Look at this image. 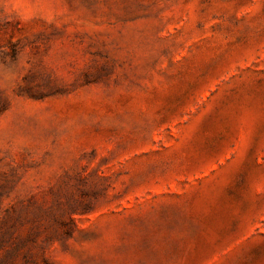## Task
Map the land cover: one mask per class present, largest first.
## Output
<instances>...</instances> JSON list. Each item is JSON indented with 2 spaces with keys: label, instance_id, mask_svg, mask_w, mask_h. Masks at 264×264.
<instances>
[{
  "label": "rangeland",
  "instance_id": "1",
  "mask_svg": "<svg viewBox=\"0 0 264 264\" xmlns=\"http://www.w3.org/2000/svg\"><path fill=\"white\" fill-rule=\"evenodd\" d=\"M0 264H264V0H0Z\"/></svg>",
  "mask_w": 264,
  "mask_h": 264
}]
</instances>
